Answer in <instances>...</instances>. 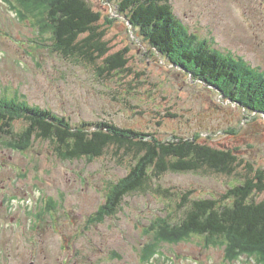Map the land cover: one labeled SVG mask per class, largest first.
Segmentation results:
<instances>
[{"label": "rangeland", "instance_id": "obj_1", "mask_svg": "<svg viewBox=\"0 0 264 264\" xmlns=\"http://www.w3.org/2000/svg\"><path fill=\"white\" fill-rule=\"evenodd\" d=\"M5 1L0 0V98L49 109L74 126L107 121L161 140L196 137L216 148L228 146L241 164L230 176L167 174L99 221L110 191L133 164L129 158L118 161L108 151L94 160L62 161L49 142L34 140L19 152L0 138V264H262L258 252L230 257L227 241L207 242L196 234L160 241L149 261L141 256L155 238L150 229L182 222L180 198L186 192H192L190 200L221 199L244 181L245 164L264 172V119L248 116L169 65L127 23L117 7L121 0H85L101 16L108 54L127 50L128 72L112 76L98 74L103 60L89 65L60 56L51 34L34 18H19L11 9L15 0ZM171 4L191 34L264 73V0ZM25 127L16 121L12 130ZM158 188L173 196L153 190Z\"/></svg>", "mask_w": 264, "mask_h": 264}, {"label": "trees", "instance_id": "obj_2", "mask_svg": "<svg viewBox=\"0 0 264 264\" xmlns=\"http://www.w3.org/2000/svg\"><path fill=\"white\" fill-rule=\"evenodd\" d=\"M15 2L11 6L8 1L15 14L19 18H34L42 32L51 34L53 51L60 56L89 65L103 60V66L97 70L99 75L128 72L127 50L108 54L101 16L85 0ZM117 7L127 23L169 65L185 72L193 81L213 88L248 116L264 119V73L191 34L175 16L171 0H121ZM39 15L41 18L36 22ZM16 121L26 124L20 133L12 130ZM0 138L8 139V144L19 152L30 147L34 140L49 142L62 161L94 160L108 151L118 161L129 158L133 164L110 191L99 221L116 214L123 199L147 192L154 180L167 174L230 176L241 164L228 146L216 148L196 137L161 140L153 134L120 128L107 121L74 126L67 117L29 106L19 98H0ZM245 167L244 181L231 187L221 199L190 200L192 192H186L180 198L179 209L185 208L182 222L172 226L162 222L159 230L154 231L157 226L150 229L155 238L142 249V261L150 260L148 257L156 253L160 241H176L196 234L207 242L227 241L226 252L232 253L230 257L243 250L258 252L264 264V199L254 200L255 195H264V172L255 171L250 164ZM153 190L164 197L173 196L168 190Z\"/></svg>", "mask_w": 264, "mask_h": 264}, {"label": "flooded vegetation", "instance_id": "obj_3", "mask_svg": "<svg viewBox=\"0 0 264 264\" xmlns=\"http://www.w3.org/2000/svg\"><path fill=\"white\" fill-rule=\"evenodd\" d=\"M30 263L34 264V262H33V261H31ZM30 263H29V264H30Z\"/></svg>", "mask_w": 264, "mask_h": 264}, {"label": "water", "instance_id": "obj_4", "mask_svg": "<svg viewBox=\"0 0 264 264\" xmlns=\"http://www.w3.org/2000/svg\"><path fill=\"white\" fill-rule=\"evenodd\" d=\"M30 264H32V263H30Z\"/></svg>", "mask_w": 264, "mask_h": 264}]
</instances>
